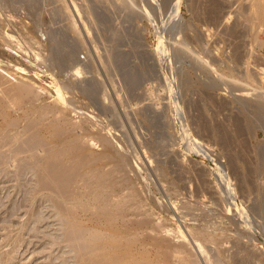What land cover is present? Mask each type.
Returning <instances> with one entry per match:
<instances>
[{"label": "rangeland", "instance_id": "rangeland-1", "mask_svg": "<svg viewBox=\"0 0 264 264\" xmlns=\"http://www.w3.org/2000/svg\"><path fill=\"white\" fill-rule=\"evenodd\" d=\"M249 2L0 0V264H264Z\"/></svg>", "mask_w": 264, "mask_h": 264}, {"label": "bare ground", "instance_id": "bare-ground-1", "mask_svg": "<svg viewBox=\"0 0 264 264\" xmlns=\"http://www.w3.org/2000/svg\"><path fill=\"white\" fill-rule=\"evenodd\" d=\"M250 5H249V11H250V13L251 14H249V12H248V14H249V16H253V19L254 20H256V19H258V20H264V0H250ZM36 5V4H35ZM52 6V5H51ZM33 7V6H32ZM33 10V9H32ZM245 11V10H244ZM247 14V13H246ZM248 14H247V18H248ZM250 19V18H249ZM251 20V19H250ZM260 22V21H259ZM73 23V22H72ZM75 23V22H74ZM256 24H257V22H255ZM262 23V22H261ZM248 24V23H247ZM253 24H254V21H253ZM255 25V24H254ZM257 26V25H256ZM261 26H262V24H261ZM253 28V27H252ZM56 44V43H55ZM61 45V44H60ZM53 47V46H52ZM239 48V47H238ZM262 67V66H261ZM246 68V67H245ZM248 69V68H247ZM254 71V70H253ZM249 72H250V70H249ZM260 73H262V72H260ZM247 74V73H246ZM256 74V73H255ZM261 75V74H260ZM249 76V75H248ZM251 76V75H250ZM249 76V77H250ZM259 77V76H258ZM257 77V78H258ZM247 78V77H246ZM262 86V85H261ZM253 93V92H252ZM258 93V92H257ZM262 94H264V93H262ZM261 94V98L259 97V99H261L260 101H262V100H264V95H262ZM247 95V94H246ZM245 95V96H246ZM258 95V94H257ZM258 96H260V93H259V95ZM249 97V96H248ZM258 99V98H257ZM253 101H255V100H253ZM257 101V100H256ZM147 102V101H146ZM149 102V101H148ZM243 102V101H242ZM150 103V102H149ZM254 104H258V103H256V102H253ZM252 103V104H253ZM261 103H264V101H262ZM151 104V103H150ZM251 104V103H250ZM251 104V105H252ZM249 106V105H248ZM145 108V107H144ZM143 109V108H142ZM262 109V108H261ZM140 110V109H139ZM144 110V109H143ZM253 110V109H252ZM255 112V111H254ZM256 113V112H255ZM262 114V113H261ZM250 115H251V113H250ZM254 115V114H253ZM256 116V115H255ZM261 116V115H260ZM251 117V116H250ZM251 119V118H250ZM257 124V123H256ZM251 125V124H250ZM249 126V125H248ZM249 128V127H248ZM262 130H264V129H262ZM250 132V131H249ZM254 135V134H253ZM261 145H262V143H261ZM262 149V148H261ZM260 156H261V154H260ZM261 160H262V158H261ZM260 162V161H259ZM259 166V165H258ZM261 168H262V171H264V163H262L261 165ZM51 168V167H50ZM55 168V167H54ZM260 168V169H261ZM46 169H47V167H46ZM59 169V168H58ZM51 170V169H50ZM49 170V171H50ZM57 170V169H56ZM60 171V170H59ZM58 171V172H59ZM62 171H60L59 173H61ZM64 172V171H63ZM258 172V171H257ZM54 173H55V171H54ZM57 173V172H56ZM262 173V172H261ZM63 174V173H62ZM52 175V174H51ZM54 175H56V174H54ZM64 175H65V173H64ZM79 175H80V173H79ZM50 176V175H49ZM58 176V175H57ZM59 176L61 177V174H59ZM55 178H57L56 176H54ZM70 232V231H69ZM65 234H68V233H65ZM70 236H68L67 238H69V237H71V232H70V234H69ZM77 234L75 233V236H76ZM75 236H73L72 235V238L74 237V239H75ZM82 236H83V234H82ZM78 238H80L79 236H77ZM66 238V239H67ZM73 239V240H74ZM82 239V238H81ZM83 240V239H82ZM72 241V240H71ZM84 241V240H83ZM82 241V242H83ZM69 242V241H68ZM75 242V241H74ZM72 243V242H71ZM69 244V243H68ZM81 244V243H80ZM72 245H74V243L72 244ZM83 245V244H82ZM74 247V246H73ZM77 247H79V246H77ZM81 247V246H80ZM86 247H87V245H86ZM76 248V247H75ZM74 249V248H73ZM80 249V248H79ZM77 250V249H76ZM81 250V249H80ZM68 251H69V249H68ZM73 251H75V250H73ZM78 251V250H77ZM70 252V251H69ZM79 252V251H78ZM78 252H76V253H78ZM80 252H82V251H80ZM84 252H86V251H84ZM85 254V253H84ZM84 254H82V255H84ZM248 256V255H247ZM246 257V256H245ZM79 258V257H78ZM77 258V259H78ZM85 258H86V256H85ZM85 258H82V260L81 259H78V262L79 261H81L80 263H82V264H87V262L84 260ZM240 258V257H239ZM244 259V258H243ZM241 260H242V258H241Z\"/></svg>", "mask_w": 264, "mask_h": 264}]
</instances>
